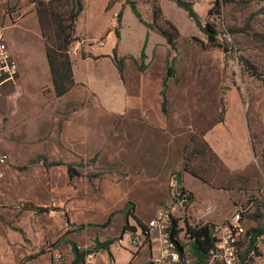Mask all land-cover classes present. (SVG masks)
<instances>
[{
    "label": "crops",
    "instance_id": "0c3cea01",
    "mask_svg": "<svg viewBox=\"0 0 264 264\" xmlns=\"http://www.w3.org/2000/svg\"><path fill=\"white\" fill-rule=\"evenodd\" d=\"M46 1L0 0V26L8 25L3 39L18 66L15 84L0 89H9L5 96L0 94V154H6L9 158L7 165H0L2 180L6 182L15 157L30 155L31 141H44L50 134L56 135L59 141H81L85 146L71 143V146H75L72 151L78 156H87L93 153L96 146H100L98 141L110 142V136L119 133V130L116 131L118 122L123 125L130 120L145 123L153 131H165L169 124L193 128L227 172L245 173L250 179L253 178L248 172L256 156L237 91L229 88L223 94L221 86H216L218 82L208 80L218 77L221 70L207 67L206 52L189 53L182 50L185 38L198 30L185 11L170 0H156L165 19L179 33L176 49L172 51L157 30L148 28L135 18L129 0H82V11L75 21L73 41L69 45L74 52L67 53L74 85L67 94L55 98L36 13L37 4ZM137 1L139 3H133L143 22L151 25L153 0ZM209 1L192 2L199 18L202 12L197 7L205 14L207 7L212 6L211 2L206 3ZM6 5L10 7L8 18L4 13ZM112 11L119 12L115 29L109 27ZM199 46L194 44L192 50L198 51ZM143 47L144 62L141 61ZM114 51L118 58L124 60L122 78L113 61ZM174 58L176 60L171 64ZM136 62L144 63V71L134 72L133 63ZM169 65L174 67V71L173 77L166 81L167 113L164 114L161 91ZM44 88L49 90L48 96L42 95ZM170 112L173 115L167 118L165 115ZM124 134L126 130L121 133V140H124ZM102 146L106 148L110 144ZM38 150H44V146L41 144ZM181 169L179 160L173 170L180 172ZM180 187L190 193L193 200L179 224L183 226L187 222L191 227L201 222H224L249 194L213 189L188 173L181 174ZM133 194L136 205L167 203L170 198L165 185L157 193L152 185L136 184ZM108 198L112 203L125 202L124 192L116 190L110 192ZM5 209L7 205L0 203V264H28L30 259H40V252L29 256V251L23 245L15 248L7 242L6 232L13 217L2 212ZM123 209L110 213V216L114 214L108 225L113 227L108 239L113 241L109 250L87 256L83 264L147 262L148 252L144 250L134 254L128 237L121 245L114 239L116 231L119 232L123 225L121 219H117L115 224H111V221ZM137 218L146 223L144 219ZM128 224L137 229L132 219Z\"/></svg>",
    "mask_w": 264,
    "mask_h": 264
},
{
    "label": "rangeland",
    "instance_id": "374dc122",
    "mask_svg": "<svg viewBox=\"0 0 264 264\" xmlns=\"http://www.w3.org/2000/svg\"><path fill=\"white\" fill-rule=\"evenodd\" d=\"M185 1L192 4L195 0ZM129 2L139 3L137 0ZM210 2L212 6H206L205 14L199 7L197 10L202 12L200 20L203 26L207 21L215 26L219 47L201 49L198 42L207 44V39L198 29L195 34L185 38L182 50L189 53L206 52L207 67L221 70L218 77L208 80L218 82L216 86H221L223 94L229 88L237 91L241 101L256 156L248 172L253 178L249 180L247 191L243 192L249 194L242 199L244 210L241 217L246 231L256 228L263 230V234L250 251V240L246 239L239 251V264L242 261L244 264H264V0H210L206 3ZM6 7L4 13L9 14L10 7ZM70 8V2L63 0L57 9L58 14L64 17ZM210 10L211 15H208ZM125 22H128L127 17ZM62 24L68 33L70 25L66 21ZM194 44L199 46L198 51L192 50ZM143 62L133 63L135 73L136 70L144 71ZM8 90L5 88L0 94L5 96ZM48 92L44 88L42 95L48 96ZM172 115L173 112H170L165 116L169 118ZM117 130L119 133L111 135L110 142L98 141L100 146H96L93 153L87 156H78L72 151L75 146H71V143L85 146L81 141H59L53 134L44 141H31L30 155L15 157L6 182L0 178V203L7 205L2 212L13 217L6 232L7 242L15 248L23 245L29 251V256L40 252V259H30L28 264H70L73 255L69 242H75L80 249H85L94 246L95 238L110 239L113 227L105 223L112 211L125 206L136 217L148 222L166 203L136 205L133 201L134 186L152 185L154 192L158 193L165 185L170 196L169 181L179 160L181 167L188 157V162L192 160L190 165L188 163L189 167L194 165L198 170L219 174L217 164L206 152L201 136L193 128L169 124L165 131H153L145 123L130 120L123 125L118 122ZM124 130L126 134L121 140ZM41 144L44 150L39 151ZM102 144L110 146L105 148ZM69 168L75 171L72 177ZM222 177L227 184L230 183L228 177ZM236 180L235 177L234 182ZM114 190L124 192L125 202H110L108 196ZM119 213H115L111 224L121 219L124 225L123 215ZM245 213L257 218L249 220L244 217ZM67 220L70 224H67ZM81 226L83 228L79 230ZM120 234L121 230L116 231V241ZM144 250L140 248L136 254ZM187 250L188 247L186 257L189 258Z\"/></svg>",
    "mask_w": 264,
    "mask_h": 264
},
{
    "label": "trees",
    "instance_id": "16d2710c",
    "mask_svg": "<svg viewBox=\"0 0 264 264\" xmlns=\"http://www.w3.org/2000/svg\"><path fill=\"white\" fill-rule=\"evenodd\" d=\"M63 0H49L47 3L39 2L36 7V13L39 20V25L41 29V33L45 43V52L46 58L49 65V71L51 76V82L53 87V94L55 98H61L65 94H67L74 85L73 76H72V69H71V62L69 56L67 54V50L71 42L73 41V33H74V24L77 20L78 16L82 11V0H64L67 3L70 2L71 8L67 14L63 17L60 13L58 14V7L59 4ZM174 2L179 8H181L187 14V17L191 19L196 27L202 31L207 39V44L203 42H198L202 49H211L214 47H219L217 45V31L215 30V26L207 21L204 26L197 15V13L193 10V6L190 2L185 0H170ZM129 7L134 14L135 18L148 28H152L157 30V32L166 39L168 45L170 46L171 50L176 49V42L179 38L178 30L167 20L165 19L160 7L157 4L156 0H153L152 4V13H153V21L151 25H147L143 22L140 13L138 12L135 4L133 2H129ZM217 6H220L219 2H216ZM214 6V5H213ZM211 11H208V15H211ZM68 22L69 32H65V27L63 26L62 22ZM161 25V26H160ZM170 30V31H169ZM145 58L144 56V47L141 51V61ZM113 61L115 66L118 69L121 78L123 77L124 71V60L117 57L116 52L113 53ZM142 69V68H141ZM173 77V68L171 65L167 68V74L163 80L162 84V112L164 114L167 113L166 105L167 99L165 94L166 89V81L169 78ZM201 143L206 149V152L213 157L215 163L219 168V174L216 175L214 173H209L205 170H198L190 165V160L188 162V157L185 159L182 169L180 172H175L174 176L178 182L181 184V174L188 173L191 176L199 179L202 183L209 185L213 189L216 190H223V191H238V192H246L247 187L249 184L250 177L247 174H230L225 170V168L221 165V163L213 156L211 151L209 150L208 146L205 142L201 139ZM191 154H189L190 156ZM69 175L72 177L75 175V171L71 168L68 170ZM222 175L224 178L228 177L230 179V183L227 184L226 180H223ZM237 178L236 182H234V178ZM233 180V181H232ZM223 182H225L223 184ZM180 192L184 195L185 198V211L187 210L188 206L191 204L193 197L190 193L186 192L183 188L180 187ZM241 207V212L243 213L244 208ZM126 208V206H125ZM120 211L124 216V225L121 229L120 237L127 233L135 234L138 229L144 231V224L134 215L126 209ZM241 213V216H242ZM114 214V213H113ZM107 219L105 225L108 226L110 224V219L112 215ZM244 217L249 220H255L257 216L250 215L245 213ZM132 219L136 225L135 227L129 226L128 222ZM241 221L243 222V218L241 217ZM177 221H174L176 224ZM67 224H69L67 220ZM185 225V234H184V241L185 246L188 247V254L191 264H202L206 261L209 256L211 255L212 250L214 249V240L211 238L210 230L212 229V224L210 223H198L197 225L191 227L184 223ZM83 226L79 227V230L82 229ZM179 232H175L173 236H176ZM263 234V230H258L256 228H250L246 231V237L249 238V251L252 249L257 241V238ZM246 238V239H247ZM113 243L112 240H105L100 242L98 239L94 240V246L91 248L80 249L75 242H69L71 245V253L73 255V260L70 264H83L84 260L87 256L97 253L99 251H108L109 246ZM246 243L243 242V245ZM248 253V252H247ZM241 264H244L243 261Z\"/></svg>",
    "mask_w": 264,
    "mask_h": 264
},
{
    "label": "built area",
    "instance_id": "2783aa9c",
    "mask_svg": "<svg viewBox=\"0 0 264 264\" xmlns=\"http://www.w3.org/2000/svg\"><path fill=\"white\" fill-rule=\"evenodd\" d=\"M8 18L9 14H5ZM119 12L112 11L109 27L115 29ZM8 25L0 26V89L13 86L18 78V66L14 61L6 43L3 32ZM74 48L68 47L67 53H73ZM8 156L0 154V165L8 163ZM170 198L164 208L144 224V231L138 229L135 234L127 233L116 241L121 245L128 237L133 253L140 248L145 249L148 256L147 264H191L186 257L185 226L179 224L185 214V198L180 192V185L175 176L169 181ZM241 207H236L232 215L220 224H212L211 238L214 240V249L209 258L202 264H239V251L246 240V230L241 221ZM174 221H177L174 224ZM179 232L176 236L174 233ZM248 239V238H247Z\"/></svg>",
    "mask_w": 264,
    "mask_h": 264
}]
</instances>
